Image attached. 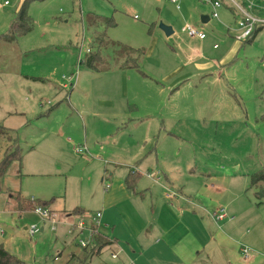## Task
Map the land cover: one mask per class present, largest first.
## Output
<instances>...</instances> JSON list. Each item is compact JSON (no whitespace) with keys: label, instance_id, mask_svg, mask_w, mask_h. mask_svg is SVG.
Masks as SVG:
<instances>
[{"label":"rangeland","instance_id":"1","mask_svg":"<svg viewBox=\"0 0 264 264\" xmlns=\"http://www.w3.org/2000/svg\"><path fill=\"white\" fill-rule=\"evenodd\" d=\"M20 1L0 0V36ZM215 1L218 18L203 26L200 15L212 10L201 0H29L31 30L16 40L0 37V124L17 132L23 152V176L15 161L0 178V242L23 264H80L82 246L71 228L80 216L69 221L58 209L60 218L51 211L52 222L32 209L19 214L13 201L7 203L8 193L20 191L30 199L34 190L50 191L57 207L95 205L87 194L90 184L95 188L105 169L122 168L116 161L145 165L138 170V183H149L135 207L143 218H150L151 187H171L166 177L197 198L199 206L192 207L204 218L200 247L187 255H164L152 245L145 223L127 235L124 216L115 215L116 234L111 226L104 229L101 213L98 230L119 242L86 263L264 264V203L258 204L249 189L250 174L264 166V23L257 24L251 40H239L241 14L235 5L264 21V0ZM90 13L113 19L106 29L109 39L146 50L139 62L146 75L137 69H86L79 63L86 48L97 52L85 21ZM161 23L172 34L166 36ZM186 23L203 26L205 39L183 32ZM228 41L235 43L234 50L222 56ZM113 54L112 48H101L103 66ZM91 123L102 126L89 132ZM107 131L102 140L96 138ZM93 138L99 141L91 146L102 154L90 147ZM167 187L162 192L172 202L167 194L179 192ZM220 206L225 217L218 220L212 213ZM87 210L84 219L96 212L95 207ZM32 225L42 230L29 236ZM88 234L84 230L81 237ZM111 252H118L117 258Z\"/></svg>","mask_w":264,"mask_h":264},{"label":"crops","instance_id":"2","mask_svg":"<svg viewBox=\"0 0 264 264\" xmlns=\"http://www.w3.org/2000/svg\"><path fill=\"white\" fill-rule=\"evenodd\" d=\"M21 2H22V0L20 1V3ZM202 2H206V1H202ZM206 4H207V2H206ZM208 5H210V4L208 3ZM176 7L179 9V6L176 5ZM210 7H211V5H210ZM211 10H212V7H211ZM199 12L204 13L205 7H200ZM211 13H212V11H211ZM211 13H210V15H207V14H201L200 15L199 22L203 26H206V24H208V21L211 20V18H214V17H212ZM193 17H194L193 13H190L189 18H192V20H194ZM85 21H86V19H85ZM86 23H87V21H86ZM113 25H111V26H113ZM203 26H200V28H198V29L202 30ZM182 27H181V29H182ZM97 29L101 30L102 27H97ZM94 30H95V28H93V29L89 28V31L91 32V36H92ZM182 31L185 32L183 29H182ZM170 34H172V33H170ZM215 35H217V34L215 33ZM166 36H168V35H166ZM189 37H192V36H189ZM205 37L203 39H200L198 37H196V38H198L199 40L202 41L205 39ZM106 40L111 41V42H115V43L116 42L120 43L119 41H113V40L109 39L108 36L106 37ZM235 42H237V41H235ZM123 45H125V44H123ZM234 45H235L234 42H232V44H231L228 41L227 46L223 49L224 54L222 56L229 55L234 50ZM127 46H129V45H127ZM145 54H146V50L144 51V54L142 55L141 60L144 59ZM107 60L109 61L110 58ZM81 62H83V59H81ZM120 64H122V61L119 62V61H116L115 58H113V60L110 62V64L107 65V67H104L103 69L98 70V71L137 69V70H139V72L141 74L146 75L140 69L141 63H139L138 67H125V68H120L119 67ZM86 69H88V68H86ZM89 118H91V117H88V120H89ZM117 118L121 119L119 117H117ZM95 126H102V124H100V123H93L92 124L91 123L88 131L89 132L93 131V128ZM113 128H114V125L111 124L110 129H108V131H112ZM108 131L106 133L102 132L100 137L97 134L96 138H98L99 140H102V137L106 136ZM96 138L92 139V140L96 141L93 144H92V140H90V147L92 148V150H94L96 152H99V149H100V153L102 154L103 151L101 150V148H99L97 146H95V147L91 146V145H96L98 143L99 140H97ZM73 149L75 150V148H73ZM149 150H150L149 155L151 156L153 149H150V146H149ZM111 155L118 156L117 154H113V153ZM22 161H23V156H22L21 165H20V178H21V176H23V172L21 171ZM114 164L119 165V166L122 164L121 165L122 168H119V170H116V169H108L107 170V169H105V172L103 171V173L102 172L99 173L100 180L96 181L97 186H95V188H93L91 190V184H90V188H89L90 191L87 192V194H88V198H92V199H94V201H96V202H94L95 205L84 206V205H79L77 203H73V204L68 205V206L63 205L61 207H57V205L53 204L54 200L51 201L54 196L49 194L50 191L48 192V194H45V192H43V191L39 192L37 190H34L35 197H31V198L39 199V200H50L49 204H47L46 207L50 211L55 213L57 215L56 216L57 218H60L59 215L57 214V211H58V209H61L63 212L66 213L67 220H69V221L71 220V219H69V217H71V218H77L78 217V215L71 214L72 210L79 209V210H82L83 212H87L88 211L87 206L89 208L95 207L96 208L95 211H100L102 213V217H103L102 222H103L104 229H105V227L111 226L110 231L115 232V233H116V230H115V226H116L115 222L116 221L114 219L115 215H121V216L123 215L124 216L123 219L128 225V229H127V233H126L127 235L129 232L130 233L137 232V228L143 227V224L145 223V229H146L145 232L149 233V237L151 238L152 245L161 249L162 254H164V255H166V254H179V255L185 254V255H187V254L195 251L197 248L200 247L199 241L197 240V236H198V233L201 232L199 230V226H200V223L202 221H204V218L203 219L200 218V216L194 212V208L192 207L193 205L199 206V204H200V203H197L198 201H197L196 197L194 200H192V198L190 196H186L185 193H183V189H184L183 185H179L178 184L179 182L175 178H173L171 180V179L166 177L164 182H165V184H168L171 187H167L164 184L160 185L161 187L160 186L159 187L153 186V188L151 187V189H153V190L150 191V200H151V206H152L150 218H145V217L143 218V216H141L142 214L139 213L135 207H136V199L137 198L144 199V190L147 189V183H149L147 180H145L147 182L146 185H145V183H140V184L138 183L141 179V177H139V176H141V173L138 170H142L141 167H145V165L144 164H137V163H123L120 161H116ZM137 168H139V169H137ZM134 171H136L138 173H136L137 177L135 179V187L133 190H131L126 185V177L128 176V174L133 173ZM88 183H90V182H88ZM106 184L109 185L107 188L105 187ZM154 184L157 185V183H154ZM164 187H167V190H168V188H170L172 190L178 191L180 195L176 193L173 196L174 197L173 201L172 202L170 201L171 202L170 203L164 197V193H163L164 191L162 192V190H164L162 188H164ZM15 192L20 193V191H15ZM196 194L198 195L199 193H196ZM20 196L23 197L22 194H20ZM199 196L201 197V194H199ZM187 197L190 198V202L192 200V203H190L188 201L186 202L185 199H187ZM9 198H10V193H8V196L6 199L7 203L10 204ZM226 206H228V205H226ZM67 207L70 208L71 210L69 209L70 211H67V209H66ZM142 207H144V206H142ZM219 209H223V208L220 206L215 211H218ZM26 211H29V210L18 211V209H17V212L19 214L24 213ZM139 218L142 221L143 220H145V221L142 222L141 220H139ZM207 219L209 222L212 221L210 223H213V225H215V221L213 218L210 217ZM228 221H229V225L231 223V227H232L233 224H232L231 220H228ZM195 224H196V227H195ZM137 225H139V226H137ZM41 230H42V228H41ZM99 231H100L101 235L104 236V238H106L109 242H111V244L109 245L111 248H113L116 245V242H119V240L117 239L118 238L117 236L106 235L108 233H104L101 230H99ZM151 232H153V234ZM214 232L217 233V231H214ZM215 233H214V235H215ZM118 234H120V233H118ZM3 235L4 234H0V236H3ZM28 235H29V233H28ZM241 237L246 240V234L242 233ZM5 249L8 251L7 247Z\"/></svg>","mask_w":264,"mask_h":264},{"label":"trees","instance_id":"3","mask_svg":"<svg viewBox=\"0 0 264 264\" xmlns=\"http://www.w3.org/2000/svg\"><path fill=\"white\" fill-rule=\"evenodd\" d=\"M28 2L29 0H22L17 6L9 27L0 37L16 40L19 36L31 30L33 21L27 12ZM86 21L90 29L95 28L92 39L97 46V52L91 53V50L88 48L89 51H85L87 55L83 58V62L80 63H83L86 68L94 70H101L107 67V65L103 66L104 62H106V58L101 55V48L107 46L114 50L113 57L116 61H122V64L119 66L120 68L139 66L140 59L145 50L106 40V29L114 24L112 18L90 13L87 15ZM98 26H102V29L98 30ZM256 26L246 38L247 40H251L255 36L256 31L259 29V27L256 28ZM0 137V145L2 139L5 141L3 155L2 158H0L1 178L13 162L16 161L18 166L21 165L23 152L19 147V138L14 129L7 128L0 124ZM136 177V173H130L126 177V185L131 190L135 187ZM249 181V189L252 190L254 197L258 200V204L264 203V166L251 173ZM9 201H13L18 211L31 210L36 205L47 206L50 202V200L27 199L20 196L19 192H10ZM71 214L82 216L84 212L79 209H74ZM110 244L111 242L104 238V236L97 233L88 246L82 247V254L78 257L80 259V264H88L86 261L90 255L99 254L105 246H109ZM0 264H23V261L8 252L0 242Z\"/></svg>","mask_w":264,"mask_h":264},{"label":"built area","instance_id":"4","mask_svg":"<svg viewBox=\"0 0 264 264\" xmlns=\"http://www.w3.org/2000/svg\"><path fill=\"white\" fill-rule=\"evenodd\" d=\"M206 1L209 3L212 7V17L217 18V9L220 7L219 2L215 0H202ZM171 2L175 3L177 0H171ZM235 5L238 7L239 12L241 14L240 18L237 21V26L241 30V33L238 36L239 40H245L250 33L253 31L254 27L257 24L264 23V21H261L257 19L256 17L252 16L247 10H245L243 7L240 5L236 4ZM252 6V3H249V7ZM182 29L189 35V36H194L198 37L200 39H203L205 37V33L202 30H199L195 26L191 24H184ZM89 49H86V52H88ZM81 62V59H79ZM75 152H81V148H75ZM109 185L106 184L105 187L107 188ZM170 192V191H169ZM175 194L173 192H170L167 194V197H172ZM36 214H38L42 220H50L52 222H55V217L51 213V211L46 207V206H41V205H36L32 209ZM101 216L100 211H96L94 215L89 218V219H84L82 216L78 217L77 223L76 224H71L72 230H74L76 233V237L78 238L79 245L82 247H85L87 244H89L92 241V238L99 232L95 222H98V218ZM225 214L223 213V209H219L217 212L213 213V217L215 219H222L224 218ZM29 235H34L35 233L39 232L41 230L38 229L35 225L30 226L27 228ZM84 230H88L89 234L86 238H82L81 235ZM244 253H246V249L244 248L242 250ZM118 252H111V257L112 258H117ZM245 258H248L249 256L247 254L244 255Z\"/></svg>","mask_w":264,"mask_h":264},{"label":"water","instance_id":"5","mask_svg":"<svg viewBox=\"0 0 264 264\" xmlns=\"http://www.w3.org/2000/svg\"><path fill=\"white\" fill-rule=\"evenodd\" d=\"M159 27L161 28V30L166 34L169 35L170 33H172V28L169 25H165V24H160Z\"/></svg>","mask_w":264,"mask_h":264}]
</instances>
